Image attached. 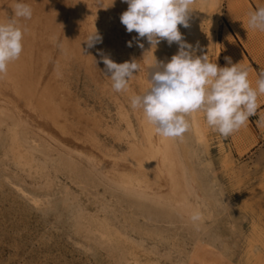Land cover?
<instances>
[{
	"label": "rangeland",
	"instance_id": "1",
	"mask_svg": "<svg viewBox=\"0 0 264 264\" xmlns=\"http://www.w3.org/2000/svg\"><path fill=\"white\" fill-rule=\"evenodd\" d=\"M22 2L33 12L19 20L23 51L0 75V264H264L261 125L225 138L192 113L181 138H166L161 177L131 149L145 143L143 112L130 107L140 71L117 93L100 53L137 61L142 43L149 77L179 45L134 39L123 0ZM15 3L0 0V23ZM225 5L194 0L190 26H178L219 67L234 57L220 34L235 24ZM95 30L102 42L89 48Z\"/></svg>",
	"mask_w": 264,
	"mask_h": 264
},
{
	"label": "clouds",
	"instance_id": "2",
	"mask_svg": "<svg viewBox=\"0 0 264 264\" xmlns=\"http://www.w3.org/2000/svg\"><path fill=\"white\" fill-rule=\"evenodd\" d=\"M128 5L120 16V22L129 33L136 32L134 39L146 38L155 49L162 41L168 45H179L178 52L167 63L158 62L149 71L148 88L130 98L133 110H142L146 121L155 132L164 138H181L189 129L186 117L203 112L207 125L227 138L246 124L256 114L259 95H264V71L259 73L257 88L248 79L247 69L238 64L219 67L208 55H196V48L187 43L178 26L188 28L194 0H123ZM13 16L6 23H0V75L6 74L8 65L18 60L23 51L24 29L19 20L31 19L32 8L22 0H16ZM249 26L264 31V7L249 16ZM89 48L102 42L97 30L84 40ZM132 46V41L128 42ZM143 48L142 43L138 44ZM199 45L197 44V48ZM106 66V73L112 81L113 91H126L134 73L141 70V64L116 63L100 53ZM264 122V118L258 123ZM199 214L192 219L198 220Z\"/></svg>",
	"mask_w": 264,
	"mask_h": 264
},
{
	"label": "crops",
	"instance_id": "3",
	"mask_svg": "<svg viewBox=\"0 0 264 264\" xmlns=\"http://www.w3.org/2000/svg\"><path fill=\"white\" fill-rule=\"evenodd\" d=\"M219 1V0H217ZM225 12L229 18L234 20V27L230 22H224L220 26V34L223 42L234 51L231 57L232 64L240 63V66L247 69L248 79L251 84L256 83L259 73L264 71V31L253 29L249 26L248 20L252 12L264 7V0H224ZM225 66H230L225 63ZM259 107L255 115L249 117L248 121H261L264 118V95L258 96ZM264 129V122L258 123Z\"/></svg>",
	"mask_w": 264,
	"mask_h": 264
},
{
	"label": "bare ground",
	"instance_id": "4",
	"mask_svg": "<svg viewBox=\"0 0 264 264\" xmlns=\"http://www.w3.org/2000/svg\"><path fill=\"white\" fill-rule=\"evenodd\" d=\"M209 3L215 4L217 0H208ZM206 2V1H205ZM144 53L143 48L137 46L136 47V55L137 61L141 64L140 76H141V84L144 86V91L148 88L149 77L147 66L144 61ZM17 69V68H16ZM22 70V69H21ZM16 71V70H15ZM24 72V71H23ZM21 73V72H20ZM26 79V77H25ZM36 83V82H35ZM31 85V84H30ZM39 86V85H38ZM23 87V86H22ZM34 87V86H33ZM32 86H30L31 90ZM48 88V87H46ZM39 89V88H38ZM49 89V88H48ZM29 90V89H27ZM26 90V91H27ZM25 91V92H26ZM36 91V90H34ZM28 92V91H27ZM31 93V92H30ZM37 93V92H36ZM44 93V92H43ZM28 94V93H27ZM30 96V95H29ZM43 102V101H42ZM49 104V103H48ZM39 105V104H38ZM51 107V106H48ZM55 109V107H52ZM53 109V110H54ZM51 110V109H50ZM50 113V112H49ZM56 114V113H55ZM54 114V116H55ZM58 114V113H57ZM82 114V113H81ZM50 116V115H49ZM52 116V115H51ZM142 129L145 132V143L141 145H137L134 143L131 146V149L134 152V158L139 160L142 158H147L149 155L152 157L149 166L157 170L158 174L161 177L168 175L167 167H166V157H167V139L159 136L155 132V128L153 125L149 124L145 117L142 121ZM145 167V164L143 165Z\"/></svg>",
	"mask_w": 264,
	"mask_h": 264
}]
</instances>
